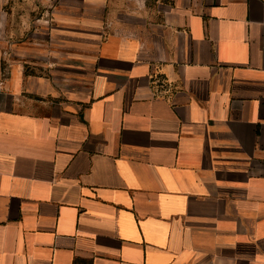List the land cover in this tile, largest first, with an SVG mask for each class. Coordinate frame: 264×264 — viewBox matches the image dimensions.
<instances>
[{"label": "crops", "instance_id": "1", "mask_svg": "<svg viewBox=\"0 0 264 264\" xmlns=\"http://www.w3.org/2000/svg\"><path fill=\"white\" fill-rule=\"evenodd\" d=\"M0 264H264V0H0Z\"/></svg>", "mask_w": 264, "mask_h": 264}, {"label": "built area", "instance_id": "2", "mask_svg": "<svg viewBox=\"0 0 264 264\" xmlns=\"http://www.w3.org/2000/svg\"><path fill=\"white\" fill-rule=\"evenodd\" d=\"M153 84H154L155 88L158 89L159 94L163 93L164 91L166 92V86L167 85L165 84L164 80L159 79V78L155 79Z\"/></svg>", "mask_w": 264, "mask_h": 264}]
</instances>
